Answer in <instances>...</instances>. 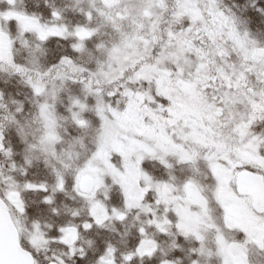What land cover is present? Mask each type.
Wrapping results in <instances>:
<instances>
[{
  "label": "snow or ice",
  "instance_id": "snow-or-ice-1",
  "mask_svg": "<svg viewBox=\"0 0 264 264\" xmlns=\"http://www.w3.org/2000/svg\"><path fill=\"white\" fill-rule=\"evenodd\" d=\"M0 264H264V0H0Z\"/></svg>",
  "mask_w": 264,
  "mask_h": 264
}]
</instances>
